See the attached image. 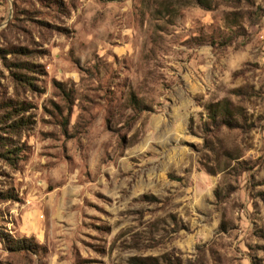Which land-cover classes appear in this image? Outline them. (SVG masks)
<instances>
[{
  "label": "rangeland",
  "instance_id": "374dc122",
  "mask_svg": "<svg viewBox=\"0 0 264 264\" xmlns=\"http://www.w3.org/2000/svg\"><path fill=\"white\" fill-rule=\"evenodd\" d=\"M20 103L0 264H264V0H0Z\"/></svg>",
  "mask_w": 264,
  "mask_h": 264
},
{
  "label": "trees",
  "instance_id": "16d2710c",
  "mask_svg": "<svg viewBox=\"0 0 264 264\" xmlns=\"http://www.w3.org/2000/svg\"><path fill=\"white\" fill-rule=\"evenodd\" d=\"M195 3L200 5L201 7L205 9H210L213 4H216L217 0H194ZM227 1H241V0H227ZM248 1V0H245ZM18 69L24 67L21 64H18ZM31 70V68H30ZM15 76H18L19 79H22V74H15ZM24 80L26 85L32 86L33 82L30 80V78L27 79H22ZM11 109L9 112L5 114L0 115V130L3 132H8V133H15L20 131V129L27 127L28 126V118L24 117L23 115L20 117H17L19 113H23L26 110V105L24 103H20L18 105H13L9 106ZM213 111H217L216 108H214ZM223 115H227V112H225ZM16 118H13L15 117ZM8 118H11V122L8 123ZM224 118H227L224 116ZM213 121L216 120L215 116L212 117ZM228 121V120H227ZM7 139L3 138V136L0 134V158L8 161L10 165H14L18 159H19V154H18V148L16 147H9L6 146ZM11 197L10 195L5 196L4 199ZM21 247L28 248L31 247L30 250L35 249V245L32 243L31 239H22V240H17L12 244V248L14 249H20Z\"/></svg>",
  "mask_w": 264,
  "mask_h": 264
}]
</instances>
